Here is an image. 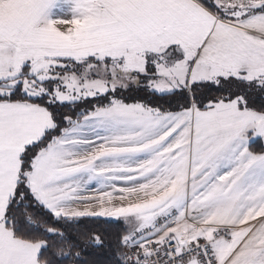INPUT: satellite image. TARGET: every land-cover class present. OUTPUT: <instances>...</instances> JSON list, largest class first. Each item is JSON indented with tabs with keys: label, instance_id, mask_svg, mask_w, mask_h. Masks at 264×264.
Instances as JSON below:
<instances>
[{
	"label": "crops",
	"instance_id": "crops-1",
	"mask_svg": "<svg viewBox=\"0 0 264 264\" xmlns=\"http://www.w3.org/2000/svg\"><path fill=\"white\" fill-rule=\"evenodd\" d=\"M20 6L27 12L20 20L26 24L21 34L8 33L6 20H0L4 50L33 51L23 40L32 37L29 28L41 25L42 33L34 31V38L52 40L54 53L82 63L86 72L97 65L106 70L113 63L124 67L130 54L128 64H139L127 70L138 81H127V86L147 80L150 87L162 89L167 78L149 73L155 69L150 57L168 53L165 39L172 24L186 29L190 23L191 32H182L185 45L198 48L195 57L201 45L206 47L197 81L212 79L210 72L217 77L246 74L254 82L256 77L264 81V26H255L259 18L221 17L197 0H83V15L70 19L67 6L54 7L52 0H21ZM188 7L199 17L188 20ZM98 16L104 23L95 21ZM205 29L210 32L205 34ZM211 31L214 36L209 38ZM179 53L185 58L183 50ZM142 67L146 72L140 71ZM0 103L5 105L0 109V152L19 172L25 145L55 123L44 105L22 100ZM82 122L83 149L70 151L72 145L59 152L57 145L69 146L68 135ZM250 131L264 133V113L250 107L219 113L152 109L89 113L53 142L59 179L49 185L57 197L55 206L50 201L47 207L67 217L121 219L129 237L152 227L157 241L172 236L189 244L198 238L215 239L218 231L225 230L227 238L216 239L215 253L221 259L220 245H225L228 262L238 264L246 247L264 244V151H252L251 144L241 147V138ZM10 194L6 182L0 217ZM5 231L9 236L14 233L9 227ZM15 239L29 250L30 264H42L37 263V242L16 235Z\"/></svg>",
	"mask_w": 264,
	"mask_h": 264
},
{
	"label": "rangeland",
	"instance_id": "rangeland-1",
	"mask_svg": "<svg viewBox=\"0 0 264 264\" xmlns=\"http://www.w3.org/2000/svg\"><path fill=\"white\" fill-rule=\"evenodd\" d=\"M20 1L21 0H0V20H6L8 27H6L5 30L10 34H21L26 26V24L20 23L21 17L27 15L26 9H22L23 7L20 6ZM216 3L220 5L219 8L216 7L218 13L216 15L220 16L221 14L229 19L241 21L246 19L243 18V13L247 12L249 13L247 18L254 17L259 18L258 20L264 19V8L258 7L259 5H264V0H216ZM172 5V14H174V9L176 8L174 6L175 3ZM237 6L239 7L237 8ZM185 13H187L186 17L188 20L191 19L190 17H199L200 15L197 12H193L191 7H188ZM97 20H99L98 23L100 24L104 23V19H102L101 16H98L95 21ZM258 20L256 21L255 26L262 28L264 26V21ZM40 26L41 25H38L37 29L29 28V30L33 32V34L30 35L32 37L23 40V43L30 45V48L33 49V51L30 49L24 51L20 49L4 50L0 48V78H3L0 79V84H2L0 90L10 91L12 87H22L28 89L30 92H47V95L43 97H46L49 101L60 104L80 103L81 101L85 102L88 99H95L99 97L104 98L105 96H109L105 97L106 101L102 104V106L95 107L90 110V113L93 112V114L101 111L105 112L116 110H158L157 108L145 103V101H143V97H136L137 100L132 101L131 98L127 99V97L124 98L119 94L117 95L116 92L120 88L123 89L122 91L126 92V90L131 87L135 90L145 88L148 91H154L160 94L171 93L178 90L183 91L186 89L190 91V88H195L198 84L194 83V81H197L196 70L204 64V58L201 54L206 50L205 44L203 45L199 55L195 57L196 50L198 48L194 45L192 47H187L185 43H188V41L182 38L183 31L191 32L192 28L190 27V23H188L186 29H181L179 26L172 24L169 28V35H167L165 39L167 43L166 45L168 47L171 46L168 53L159 57H150L152 60L154 59L153 64L156 66L155 69L149 73L151 75L161 74L165 76L167 78L166 88L161 89L156 85L150 87L147 80L145 82L141 81L142 83L135 84L133 86L131 85V87H129L127 86V81L130 82L131 80H135L137 83L138 78L130 76L133 71L127 70V68L130 66H138L139 64H128L130 54L127 55V62L125 61L124 67L123 65L120 66L119 64L117 65L116 63H113L107 66L108 68L106 70L105 65H101V67L97 65L91 73L86 72L83 69L82 63L77 64L69 59V56L67 55L54 53L53 46L51 45L52 40H40L34 38L35 33H42L38 30ZM49 27L48 22H46V29H49ZM205 31V34H207L210 32V29H205ZM213 33L214 31H211L209 38L214 36ZM157 46L159 45L157 44ZM180 50L185 52V58L180 56ZM140 69L142 73L146 72L144 67ZM210 75L212 79H209L207 84H210L213 81L218 82L220 85L224 83V88L227 90L228 86L226 85V81L228 80L218 79L223 76L217 77L216 73L210 72ZM49 77L52 78L49 79ZM41 80L44 82L40 83ZM235 82L241 81L235 80ZM121 94L124 93L121 92ZM216 101H218V103H215ZM209 102L214 103L209 106ZM183 110H190L192 112L197 111L198 113H219L238 112L241 110V107L238 100H232L230 97H219L212 100L199 99V103H194L191 107ZM83 126L82 122V124L80 123V125L75 127L71 133L69 132V129H67L66 134L68 132L70 133L68 135V137H70V144L69 146H66V142L60 143L57 145V150L62 153L63 151L69 149L72 145L74 147H72L70 151L76 152L82 150V137L84 136ZM216 234H218L216 235V238L211 239L214 252H216V239L217 241H224L227 238V232L225 230H220ZM130 237L128 236L126 240ZM161 241L157 242L160 243ZM45 243V241H40L35 243V246L37 248H41V245ZM220 249V254L222 256L221 259L219 257L218 260L216 255V264H230L227 257L229 253L227 251L228 247L220 245ZM237 249H240V247ZM39 262L40 260L38 261L37 259V263Z\"/></svg>",
	"mask_w": 264,
	"mask_h": 264
},
{
	"label": "trees",
	"instance_id": "trees-1",
	"mask_svg": "<svg viewBox=\"0 0 264 264\" xmlns=\"http://www.w3.org/2000/svg\"><path fill=\"white\" fill-rule=\"evenodd\" d=\"M197 1L213 13L218 14L216 7H209L204 0ZM220 16L225 17L221 14ZM259 83L264 85V81H259ZM226 85L228 86L227 90L224 88V83L220 85L221 90L209 87L207 83H198L195 88H190V91L186 89L160 94L145 88L135 90L131 87L126 92L120 88L116 93L121 97L131 98L132 101H136V97H143L145 103L160 111L183 110L191 107L194 103H199V99L212 100L219 97H230L231 94L240 92L247 94L246 89L248 88L252 89V97L264 98V88L257 89L254 81L252 84H244L228 80ZM105 97L88 99L80 103L60 104L52 101L49 103L46 97L30 100L22 93H18L13 101H29L47 107L55 123L51 128L52 141L54 142L67 129L82 121L91 109L102 106L106 101ZM248 107L264 113V102L250 104ZM250 149L255 152L264 151V147H261L260 144H251ZM28 197L27 190L22 189L21 195L14 198L11 203L14 223L9 225V228L23 240L45 241L49 244V252L39 255L42 264H128L125 241L130 230L123 220L96 216L67 217L57 214H55L57 219H54L52 212L47 211L45 206ZM16 228L20 230L17 231ZM49 233H57V235H49ZM100 241L103 242V246L97 247V243Z\"/></svg>",
	"mask_w": 264,
	"mask_h": 264
},
{
	"label": "snow or ice",
	"instance_id": "snow-or-ice-1",
	"mask_svg": "<svg viewBox=\"0 0 264 264\" xmlns=\"http://www.w3.org/2000/svg\"><path fill=\"white\" fill-rule=\"evenodd\" d=\"M52 2L54 7L67 6V11L70 14L69 19L83 15L81 7L83 0H52ZM205 3L210 7H220V5L216 3V0H205ZM238 7L239 6H237V8ZM258 7L264 8V5H259ZM248 15L249 13L244 12L243 18H247ZM205 43H207V38ZM201 47H203V45ZM153 67H155V64H153ZM51 78L52 77H49V79ZM218 79L236 80L241 81L244 84L253 83V80L248 79L246 74L223 76ZM254 80L256 81L257 89L264 88V85L259 83L258 77L254 78ZM43 82V80L40 81V83ZM194 83L208 82L194 81ZM209 87H215L217 90H221L220 84L216 81L211 82ZM251 92L252 89L248 88L246 89L247 94H245V92H240L238 94L233 93L230 95V99L238 100L241 109L247 108L250 104L264 102V98H261L260 96L252 97ZM18 93H22L30 100L39 99L47 95V92H30L26 88L12 87L10 91L0 90V102L7 100L8 104L11 105L14 97ZM50 102L51 101H49V103ZM212 103L214 102H209V106H211ZM215 103H218V101ZM4 107L5 105L0 103V109H3ZM252 131H255V129ZM245 144H260L261 147H264V133L258 132L256 135H252L250 131L247 138H241V147ZM33 149H35V151H33ZM246 157L247 154H245V158ZM20 161V171L17 172L14 165H10V161L6 160L4 153L0 152V194L5 191L6 182L7 188L11 190L9 204L4 209L3 217H0V224H3L4 226V229H0V264H30V261L28 260L29 250L26 246H23L21 242L15 239L14 233L9 236L5 231L9 225L14 223L13 213L11 212V203L14 198L21 195V190L26 189L29 193L28 198L36 200L42 206H45L46 210L49 212H52V208L47 207L49 202L51 201L52 206H55L54 201L57 197L55 191L49 189V185L59 179V174L55 170V149L53 147L51 128L45 127L36 139H33L30 143L25 145L24 151L20 153ZM6 165L10 166L6 168ZM225 187H227V185H225ZM52 218L57 219L54 212H52ZM15 230L18 231L20 229L16 228ZM49 235H57V233H49ZM72 239H75V237H72ZM102 246V241L97 243V247ZM49 247L48 243L41 245L40 255L49 252ZM89 255H91V253H89ZM238 264H264V244L258 242L255 245L246 247L244 252L240 255Z\"/></svg>",
	"mask_w": 264,
	"mask_h": 264
},
{
	"label": "built area",
	"instance_id": "built-area-1",
	"mask_svg": "<svg viewBox=\"0 0 264 264\" xmlns=\"http://www.w3.org/2000/svg\"><path fill=\"white\" fill-rule=\"evenodd\" d=\"M153 231L152 227L142 228L128 239L125 245L128 264H216L211 240L198 238L182 244L167 236L158 243Z\"/></svg>",
	"mask_w": 264,
	"mask_h": 264
}]
</instances>
